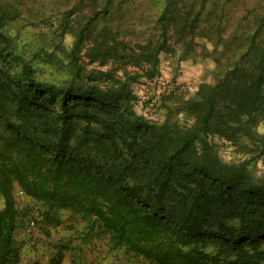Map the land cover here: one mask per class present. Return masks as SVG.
Instances as JSON below:
<instances>
[{"label": "trees", "instance_id": "1", "mask_svg": "<svg viewBox=\"0 0 264 264\" xmlns=\"http://www.w3.org/2000/svg\"><path fill=\"white\" fill-rule=\"evenodd\" d=\"M13 19L0 8V264L19 263L15 235L31 221L15 206V189L41 207L43 232L65 211L85 224L83 242L106 238L110 249L149 264H264V185L220 164L208 142L264 117V14L216 83L199 87L184 131L149 126L129 92L35 82L30 64L5 48ZM165 42L163 32L154 54ZM259 153L264 159V143ZM62 249L48 264L60 263Z\"/></svg>", "mask_w": 264, "mask_h": 264}, {"label": "rangeland", "instance_id": "2", "mask_svg": "<svg viewBox=\"0 0 264 264\" xmlns=\"http://www.w3.org/2000/svg\"><path fill=\"white\" fill-rule=\"evenodd\" d=\"M0 8L14 15L3 29L5 48L30 64L35 82L57 91L129 92L133 113L149 126L184 131L194 124L197 90L229 68L245 30L264 14V0H0ZM163 32L165 45L154 54ZM148 84L151 95L137 94ZM242 125L208 142L220 164L239 166L251 185L262 186L264 117ZM12 196L31 219L15 235L18 264H47L60 246L68 264H149L110 249L106 238L83 242L85 224L65 211L58 227L43 232L41 207L16 189Z\"/></svg>", "mask_w": 264, "mask_h": 264}, {"label": "built area", "instance_id": "3", "mask_svg": "<svg viewBox=\"0 0 264 264\" xmlns=\"http://www.w3.org/2000/svg\"><path fill=\"white\" fill-rule=\"evenodd\" d=\"M160 86H162V88ZM150 87L151 86L148 84V87L143 88V90H139L137 94H140L141 96L142 95L143 96L151 95L150 94V90H151ZM157 87H158V89H164L165 88L164 83H161V85L159 84ZM20 194H21V192H20Z\"/></svg>", "mask_w": 264, "mask_h": 264}, {"label": "crops", "instance_id": "4", "mask_svg": "<svg viewBox=\"0 0 264 264\" xmlns=\"http://www.w3.org/2000/svg\"><path fill=\"white\" fill-rule=\"evenodd\" d=\"M33 263L35 264L36 262L33 261ZM47 264H48V262H47ZM59 264H68V261L66 260V258H62Z\"/></svg>", "mask_w": 264, "mask_h": 264}]
</instances>
